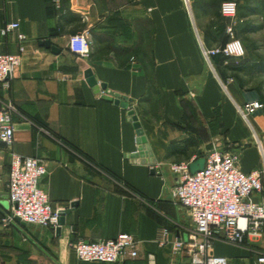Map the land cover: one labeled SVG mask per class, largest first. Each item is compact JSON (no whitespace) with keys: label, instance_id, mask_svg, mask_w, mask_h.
<instances>
[{"label":"crops","instance_id":"obj_1","mask_svg":"<svg viewBox=\"0 0 264 264\" xmlns=\"http://www.w3.org/2000/svg\"><path fill=\"white\" fill-rule=\"evenodd\" d=\"M11 23L20 27L0 33V53L24 52L0 87V108L15 110L13 144L0 145V264H103L80 262L72 244L122 233L136 238L138 256L118 264H191L185 250L174 251V240L187 241L195 227L173 199L170 166L198 172L212 149L236 155L246 174L263 171V191L252 199L264 204V114L243 118L251 93L206 61L205 29L193 25L183 0H0V29ZM80 32L89 34L88 57L68 49ZM137 151L141 162L132 158ZM13 153L47 163L41 188L65 210L59 234L3 221ZM160 228L170 233L162 247ZM263 247L264 239H250L213 249L228 264H254Z\"/></svg>","mask_w":264,"mask_h":264},{"label":"built area","instance_id":"obj_2","mask_svg":"<svg viewBox=\"0 0 264 264\" xmlns=\"http://www.w3.org/2000/svg\"><path fill=\"white\" fill-rule=\"evenodd\" d=\"M185 9L191 14V0H183ZM221 15L229 21L226 26L228 41L224 46L207 48L202 44L203 56L208 63L217 55L227 59H243L246 55L242 41L236 36L238 4L226 1L221 4ZM19 23H11L0 29L3 36L18 32ZM19 41L25 36L17 33ZM68 49L81 57L90 54V38L86 32L71 35ZM24 48L19 54L0 53V87L6 86L22 63ZM228 61L225 62L227 64ZM233 81V79L231 78ZM258 100L246 102L240 112L243 118L263 110ZM13 107L0 108V145L11 146L14 139ZM140 151L132 158L140 160ZM152 172L159 173L160 166L147 163ZM170 170L177 177L172 189L176 204L186 210L194 224V232L187 241L174 240V251L185 250L191 264H228L224 257L214 255V244L218 241L243 246L250 239H264V204L252 199L254 193L263 191V171L246 174L237 165V156L212 149L206 156L205 166L192 173L185 162L173 163ZM48 175L47 163L40 158L13 153L9 174L10 212L3 219L12 224L20 222L44 228L57 229L65 212L54 209L47 193L41 188V181ZM169 231L160 228L156 237L159 246L169 242ZM77 259L83 263L118 264L138 256V241L129 233H122L114 239L101 241L79 240L72 244ZM254 264H264V247L257 252Z\"/></svg>","mask_w":264,"mask_h":264},{"label":"trees","instance_id":"obj_3","mask_svg":"<svg viewBox=\"0 0 264 264\" xmlns=\"http://www.w3.org/2000/svg\"><path fill=\"white\" fill-rule=\"evenodd\" d=\"M242 1L244 2V5L243 6L238 5L239 23L236 26V36L241 41H242L241 36H246L250 33H255L258 31V27L251 24L248 21L249 17L259 12H264V0H242ZM214 16L215 19L210 24V26L207 27L204 31V41L207 48L224 46L229 39L228 35L226 34V26L228 24L227 23L228 20L221 15L220 11L214 13ZM253 49L254 46L253 44H251L250 51L252 52ZM246 55H247V50H246ZM246 55L243 59H240L238 62H234L231 59H227L223 55H217L213 57L216 65L221 70L223 75L227 77L228 76L233 77L241 88H246L245 86L246 83L244 82L243 78L253 77L255 74L264 71V63L260 61H254V63H248L246 61ZM226 61H228L227 64H225ZM143 64L147 68V64L146 63ZM261 99L264 101V98L259 97V100Z\"/></svg>","mask_w":264,"mask_h":264},{"label":"rangeland","instance_id":"obj_4","mask_svg":"<svg viewBox=\"0 0 264 264\" xmlns=\"http://www.w3.org/2000/svg\"><path fill=\"white\" fill-rule=\"evenodd\" d=\"M226 1H236L239 6L244 5L242 0H191V19L193 25L203 30L209 27L215 19L214 13L220 11L221 4ZM248 21L258 27V31L241 36L247 50L246 61L248 63H254V61L264 63V12L250 16ZM227 23L229 24V21ZM251 44L254 46L252 52L250 51ZM233 61L238 62L237 60ZM243 79L246 83L245 90L251 93L252 99L264 104L262 99V101L259 100V97L264 98V71L255 74L253 77H245ZM259 113L264 114V108Z\"/></svg>","mask_w":264,"mask_h":264},{"label":"water","instance_id":"obj_5","mask_svg":"<svg viewBox=\"0 0 264 264\" xmlns=\"http://www.w3.org/2000/svg\"><path fill=\"white\" fill-rule=\"evenodd\" d=\"M42 46H46L47 48H51L53 51L58 52V50L56 49V47L51 46L49 41H45L44 43H41ZM86 76L89 78V84L92 87H97V82L95 81V79L92 77V72L88 71L86 73ZM102 88H106L105 85H101ZM116 104L118 105H122L123 107L127 108L128 107V103L126 99H121L120 97H118L115 101ZM130 115L132 116V120L137 122V117L134 116V112H131ZM138 135L140 137L139 143L141 144H146V139L143 136V131L141 129H138ZM16 221L20 222V220L18 218H16ZM65 225L64 223V218L63 216H61L60 220H59V227L57 228V234H59L61 232V228Z\"/></svg>","mask_w":264,"mask_h":264}]
</instances>
